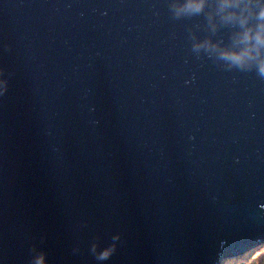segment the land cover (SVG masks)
<instances>
[{"label":"water","instance_id":"95a60500","mask_svg":"<svg viewBox=\"0 0 264 264\" xmlns=\"http://www.w3.org/2000/svg\"><path fill=\"white\" fill-rule=\"evenodd\" d=\"M173 0H0V264H222L264 248V77ZM110 249L107 258H98Z\"/></svg>","mask_w":264,"mask_h":264},{"label":"clouds","instance_id":"9594fccd","mask_svg":"<svg viewBox=\"0 0 264 264\" xmlns=\"http://www.w3.org/2000/svg\"><path fill=\"white\" fill-rule=\"evenodd\" d=\"M176 15H196L206 9L213 30L220 26L232 29L231 43L221 44L206 39L198 42L215 52L229 67L254 69L264 77V0H173ZM7 82L0 76V94L6 90ZM110 249H102L98 258H107ZM238 257H226L222 264H237ZM32 264H46L42 252H36Z\"/></svg>","mask_w":264,"mask_h":264},{"label":"rangeland","instance_id":"374dc122","mask_svg":"<svg viewBox=\"0 0 264 264\" xmlns=\"http://www.w3.org/2000/svg\"><path fill=\"white\" fill-rule=\"evenodd\" d=\"M237 264H264V248L252 246L238 256Z\"/></svg>","mask_w":264,"mask_h":264}]
</instances>
